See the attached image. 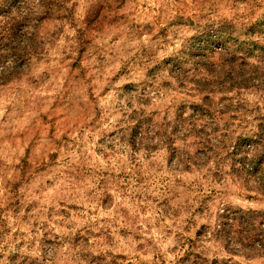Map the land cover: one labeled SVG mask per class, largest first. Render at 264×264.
Returning a JSON list of instances; mask_svg holds the SVG:
<instances>
[{"label": "rangeland", "instance_id": "obj_1", "mask_svg": "<svg viewBox=\"0 0 264 264\" xmlns=\"http://www.w3.org/2000/svg\"><path fill=\"white\" fill-rule=\"evenodd\" d=\"M52 3L0 0V264H264L218 231L229 207L264 221V88L220 91L225 39L193 45L226 26L260 63L264 0Z\"/></svg>", "mask_w": 264, "mask_h": 264}, {"label": "trees", "instance_id": "obj_2", "mask_svg": "<svg viewBox=\"0 0 264 264\" xmlns=\"http://www.w3.org/2000/svg\"><path fill=\"white\" fill-rule=\"evenodd\" d=\"M45 4L47 10H50L53 6L52 0H45ZM27 20L28 13L20 17V19L16 18L15 23H11L6 28L8 31L6 47L18 56L30 49V42L25 35L19 34V31H21L20 23ZM239 38V34L235 31H228L226 26L210 29L194 38L193 45L208 42V40L225 39L224 46L220 47L217 53L221 61L218 70L214 72L213 66L209 63L206 66L210 75L217 77L216 81L218 84L229 83L227 88L225 86L219 88L221 89L220 91L232 89L234 85L239 87L262 86L264 88V53L261 54V58L258 61L260 63L252 64L246 61L247 51L244 48V40ZM2 39L0 38V41ZM258 42L254 38L245 41L248 45H257ZM242 50L246 52L242 53ZM239 54L242 55V58H240ZM209 58V54L205 53L203 56L196 58V61L198 63L200 61L207 62ZM17 63L18 61L16 60ZM182 69L181 64H175L172 68L173 72H179ZM206 84H210V81L208 80ZM211 89V91H215L214 88ZM261 125L264 127V123ZM250 140L255 143V148L252 149V155L249 156V159L247 158L249 163L245 168L248 170V175L255 179L258 191L264 195V129L258 133L256 138H250ZM253 213L254 211L244 209L234 211L232 207L226 208L223 214L220 215L221 223L220 230H218L230 249L233 243L236 242L242 249L241 251L247 253L248 256L258 254L264 250V221L254 220ZM236 225L241 226V229L237 230Z\"/></svg>", "mask_w": 264, "mask_h": 264}]
</instances>
